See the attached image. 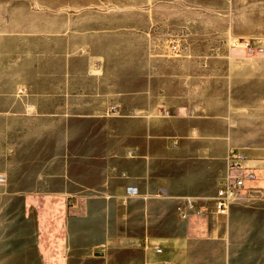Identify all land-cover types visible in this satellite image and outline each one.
<instances>
[{"label":"crops","instance_id":"obj_1","mask_svg":"<svg viewBox=\"0 0 264 264\" xmlns=\"http://www.w3.org/2000/svg\"><path fill=\"white\" fill-rule=\"evenodd\" d=\"M85 15L73 20H86ZM93 15L92 22L108 17ZM82 26L65 24L62 38L68 42L47 51L38 47L37 67H29L26 58L13 69L15 79L3 78L0 68V115L16 118L10 136L20 139L6 146V163L22 157L25 119L68 118L67 137L53 155L65 167L38 174L31 188L7 190L12 196L7 211L22 218L0 224V264H264L263 200L235 203L226 216L183 219L176 210L184 196L215 193L231 149L243 150L264 173V142L248 137L253 123L248 118L264 115V47L249 52L183 45L180 56L165 58L139 32L128 58L122 39L109 34L106 23ZM77 34L79 42L71 41ZM17 85L26 87L22 100L14 97ZM27 104L32 115L24 114ZM161 110L168 116H158ZM238 133L244 134L239 143ZM4 176L0 186L9 182ZM130 186L147 192L138 199H150L145 207L129 208L137 216L133 239L125 241L138 248H123L114 258L105 251L82 263L66 262L62 245L110 243L108 233L94 235V229L109 228L103 215L110 209L104 198L99 208L93 206L96 193L120 198ZM151 197H162L164 205ZM94 213L101 214L100 222ZM55 239L53 253L47 244Z\"/></svg>","mask_w":264,"mask_h":264},{"label":"rangeland","instance_id":"obj_2","mask_svg":"<svg viewBox=\"0 0 264 264\" xmlns=\"http://www.w3.org/2000/svg\"><path fill=\"white\" fill-rule=\"evenodd\" d=\"M96 13L107 14L108 17L103 21L100 19L101 21L92 22L93 14ZM80 14H88L85 18L89 17L81 22L79 19L73 20ZM69 22L80 25V28L82 25L86 26L88 29L92 26L98 29L97 26L102 22L106 23L105 29L109 34L114 32L122 39L128 58L139 32L146 33L152 40L151 44L154 48L159 50V55L165 58L180 56L183 45L201 44L207 48L243 47L249 49V52L264 47V0H0V68L3 78L15 79L17 73L16 71L12 73L13 69L21 62L25 63L26 58L29 67H32V64L37 67L38 52L43 50L42 47H46L47 51V48L54 43L61 46L66 44L69 38L62 37L65 32L64 26ZM70 38L74 42L81 39L79 34ZM4 68L8 70L7 73H4ZM26 95V87L17 85L14 97L22 100ZM34 112L32 106L29 104L25 106V115H32ZM109 113H114L113 107L110 108ZM157 115L168 116V112L161 110ZM67 119V117H61L60 120L25 119V132L22 137L24 142L19 150L22 157L13 158L6 163L4 159L6 146L11 141L20 139H18L19 135L10 136L16 118L0 115V178H4V175L9 178V182H1L3 185L0 186V224L8 218L18 220L22 218L19 211L12 217L7 211V203L12 197L7 191L9 188H31L32 184L36 183L32 178L38 174L55 172L65 167L54 163L53 155L56 145L60 142L63 146L67 137V134L63 133ZM248 120L253 121L248 125V137L257 144L264 142V115L253 116ZM58 128H61L60 133L57 131ZM237 135V143H239L244 134ZM256 182L264 187V173L257 172ZM130 187V191L127 192L126 188L125 194L120 198L118 195H112L111 192L104 196H100L102 194L100 192L96 193L98 196L93 197V206L99 208L103 205L100 199L104 198L107 201L105 206L109 205L110 209L103 215L107 218L109 228L94 229V235L99 238L108 233L110 243L92 246L62 245L60 252L66 262L73 259L77 263H82L87 258H98L105 251H108L109 257L114 258L123 248L131 252L138 248L125 241L126 238L130 241L133 239L135 230L132 225L134 217L137 216L136 211L129 212V208L136 209L140 205L145 207L150 199L148 197L138 199L139 189L136 186ZM115 190L114 188V192ZM143 192L147 193L144 190L140 193ZM262 194L264 201V189ZM151 199H155L154 204L157 205L165 203L162 197H151ZM247 203L260 205L262 201L252 198ZM116 210L119 211V215ZM93 216H98L96 221L100 222V213H94ZM3 236L4 229L1 228L0 251L4 250ZM64 237H66L65 233ZM55 241L58 240H51L47 244V248L53 253L58 250ZM46 264H56V262L46 261Z\"/></svg>","mask_w":264,"mask_h":264},{"label":"built area","instance_id":"obj_3","mask_svg":"<svg viewBox=\"0 0 264 264\" xmlns=\"http://www.w3.org/2000/svg\"><path fill=\"white\" fill-rule=\"evenodd\" d=\"M257 171L258 166L243 151L229 150L225 156L224 176L215 193L210 197H182L176 206L179 216L183 219L190 214L226 216L230 206L235 203L252 198L262 200L264 187L256 182Z\"/></svg>","mask_w":264,"mask_h":264}]
</instances>
